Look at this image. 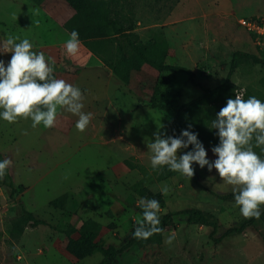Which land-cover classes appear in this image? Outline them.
<instances>
[{"label": "rangeland", "instance_id": "374dc122", "mask_svg": "<svg viewBox=\"0 0 264 264\" xmlns=\"http://www.w3.org/2000/svg\"><path fill=\"white\" fill-rule=\"evenodd\" d=\"M130 2L140 41L158 38L166 42L168 57L165 63L187 69L194 75L193 84L184 73L172 70L158 72L149 66L143 67L136 75L135 83L129 86L116 77L107 86L106 77L101 72L87 74L92 77L86 82L83 79L85 83L81 86L85 89L81 88V91L85 96L84 101L96 111L107 109L113 100L117 109H121L122 105L124 113H121L120 120L114 115L115 119H112L111 114L110 127L104 128L102 139L93 138L90 142L89 132L79 133L76 129L72 130L69 142L64 136H55L57 148L52 156L49 151L54 150L50 148L53 136L49 129L37 139L33 135L29 139L17 140L13 131L6 128V133L2 132L1 148L11 141L10 149L14 145L22 152L28 151L30 144L41 149L32 151L30 160H24L34 166L35 176L40 171L46 173L33 190L22 196L24 207L46 220L56 214L54 209L47 206L48 201L65 193L75 194L76 198L70 203L64 200L63 205L66 206L68 202L69 208H63L62 217L55 226H37L34 230L25 227L19 233L13 231V227L18 224L17 216L24 208L20 200L12 203L14 199L10 200L5 190L6 195L0 196V264H98L102 259L98 252L84 258L73 256L67 249L64 233L73 230L72 238L81 235L103 248H123L131 224L139 218L135 207L140 198L133 192L137 178L143 186L153 191L161 193L164 186L170 189L167 195L163 194L165 207L159 215L198 209L214 227L189 225L185 215H176L173 217L174 227L163 232L161 244L125 249L115 264H264V207L259 219L243 218L235 201L223 198L233 193L229 186L223 184L215 169L195 175L191 180L178 173L163 181L159 179L162 169L153 170L150 166L151 154L145 149L144 142L141 143L142 152L126 153V161L134 166L140 164L143 170L133 173L126 166L119 178L108 177L110 170L118 165L121 153L120 150L116 154L109 153V149L124 147L116 136L121 132L124 135L125 130L128 132L130 126L125 128V123L140 131L149 142L154 141L153 133L157 127L169 135L167 126L174 110L199 96L204 89H213L222 84L235 53L239 55L231 81L242 94L247 90H260L264 79V62L257 63L252 57L262 60V54L255 49L248 33L238 27V19L223 20L226 22L221 26L217 24L222 17H214L215 13L211 12L215 8V0ZM70 16L62 0H44L41 4L31 0H0V41L8 35L27 38L33 44V49L42 50L48 55L50 51H58L59 48L53 45L66 36V31L58 26ZM218 26L220 29H217ZM10 58L11 53L0 55L5 64ZM106 89L110 101L107 100ZM129 94L136 95L142 108L130 117L125 115V111L135 99ZM148 100H156L167 109H152ZM111 112L117 113L114 109ZM13 140L15 144H12ZM106 140H110L108 146ZM205 149L207 158L215 160L212 150ZM184 151L180 150L178 155ZM24 161H18L13 167L17 183L18 176L23 173ZM56 161L60 164L53 168ZM34 175L32 173L29 178L33 179ZM244 224L247 225L240 233L223 236L228 229H238ZM173 234L175 239L170 245L166 244L167 237Z\"/></svg>", "mask_w": 264, "mask_h": 264}, {"label": "clouds", "instance_id": "9594fccd", "mask_svg": "<svg viewBox=\"0 0 264 264\" xmlns=\"http://www.w3.org/2000/svg\"><path fill=\"white\" fill-rule=\"evenodd\" d=\"M80 43L78 32L72 31L64 45L65 54L75 57ZM8 53L11 58L7 64L0 59V119L9 124L30 119L33 129L40 125L51 129L56 127L58 115L63 111L77 116L75 129L85 132L93 114L83 111L85 96L79 87L54 77V61L46 58L44 51H34L30 40L19 36L8 35L0 41V55ZM211 129L217 130L219 138L218 145L212 147L216 157L213 161L207 158L198 133L182 130L178 137L169 136L157 127L154 141L147 144L151 168L167 167L189 180L195 175L194 164L201 169L207 166L209 172L215 169L223 184L231 188L242 217L259 219L264 207V158L254 148L264 153V101L235 94L216 114ZM190 145L192 150L178 155ZM11 166V159L0 161V180ZM169 191L167 186L161 189L164 195ZM137 206L142 209V216L136 220L133 238L147 240L161 233L159 201L142 198ZM174 239L175 235H170L165 243L170 245Z\"/></svg>", "mask_w": 264, "mask_h": 264}, {"label": "trees", "instance_id": "16d2710c", "mask_svg": "<svg viewBox=\"0 0 264 264\" xmlns=\"http://www.w3.org/2000/svg\"><path fill=\"white\" fill-rule=\"evenodd\" d=\"M35 4H41L44 0H31ZM73 11V14L63 24V29L70 35L72 31L79 34L81 44L101 63L107 67L121 83L129 85L143 67H151L158 72L161 71H176L184 73L188 76L189 81L193 84L194 75L187 69L166 64L168 50L166 42L158 38H151L146 42H141L137 34L136 24L132 4L130 0H62ZM239 54H234L228 75L225 81L213 89H204L196 98L184 103L174 110V115L167 126L169 136L178 137L182 130H190L198 133V139L204 147L212 150V147L218 145L219 138L216 135L217 130L211 129L212 120L215 119L219 110L226 105L228 98H235V94L239 92V87L231 81V76L237 68V57ZM257 63H263L262 60L252 56ZM264 64V63H263ZM55 77V75H54ZM264 79L261 82L260 90H247L242 96L247 99L251 96L264 101ZM154 98V94L152 96ZM150 100H148L149 102ZM155 101V102H154ZM152 109L165 110L161 104L152 100L149 103ZM189 126H191L189 128ZM192 150L190 145L188 149L182 153ZM258 155L264 158V153H261L259 148H254ZM181 154V155H182ZM4 160L0 155V161ZM126 166L130 169H137L138 166H133L125 161ZM199 165L194 164L196 169ZM177 172L169 171L167 167L162 169V175L159 179L163 180L174 175ZM195 176V175H194ZM2 186L10 200H13L22 191L21 186H15L9 172L3 180H0ZM133 192L140 198L156 199L160 203V210L165 207L163 195L160 192L153 191L137 182L133 185ZM226 200H234L233 194H228L223 197ZM65 197H61L51 203L52 206L64 208ZM66 202V200H65ZM135 210L139 216H142V209L138 206ZM186 216V222L189 225H200L206 227H214L213 223L209 222L207 217L198 209H189L182 213ZM180 214L168 213L160 217V224L163 229L161 233L154 234L147 240H137L133 238V232L137 227L136 223H132L130 227L129 237L126 245L123 248L115 249L112 246L103 248L101 245L91 242L87 237L79 236L72 238L75 231H66L64 234L67 238V249L75 257L84 258L90 256L94 252L100 253L102 256L98 264H115L117 258L125 249L131 247H142L149 244H161L162 234L167 228L174 227L173 217ZM250 220L248 224L251 222ZM17 223L13 227V231L21 232V228L37 226H48L42 220L35 219L32 214L23 209V212L17 216ZM21 225V226H20ZM247 224H244L238 229H228L223 236L230 233H240ZM219 241V239L217 240Z\"/></svg>", "mask_w": 264, "mask_h": 264}, {"label": "crops", "instance_id": "0c3cea01", "mask_svg": "<svg viewBox=\"0 0 264 264\" xmlns=\"http://www.w3.org/2000/svg\"><path fill=\"white\" fill-rule=\"evenodd\" d=\"M66 7H67L70 15H72L73 11L69 8V6L66 5ZM211 12L215 13L214 17H222L219 21L217 20V24L221 26L223 24V22H226L223 20H230L232 18L240 19V18H248V17H258V16L264 15V0H215V8ZM47 15L49 16V14H47ZM65 21L60 23L59 24L60 26H58V27H60L61 30L63 29V24L65 23ZM220 26H218L217 29H220ZM69 38H70V35L66 32V36H63L62 40L59 41V43L53 45L54 47L59 48L58 51H50L48 55L45 53L46 58L50 57L51 60L54 61L55 78L63 79L65 81H67L68 83L79 87L80 89L81 88L85 89L81 85H83V83H85L87 80H89L92 77V76H88L87 74L101 72L102 76L106 77V81H107L106 85L110 86L112 81H115L113 78L114 76H113L112 72L107 67H105L101 63V61H99L95 56H93L81 43H80L79 53L75 57H68L65 54L64 45H65V42ZM33 50H35V49H33ZM35 51H37V50H35ZM83 79L85 80V82H83ZM136 80L137 79L134 78V80H132L131 83L134 84ZM131 83L129 85H131ZM120 85H122V84H120ZM129 95L135 99V102L131 106H129L128 109H126V111H125V115H128V117H130L133 113L137 112L138 110H140V109L142 110L141 102L137 101L136 95H134V94H129ZM106 97H107V100L110 101L108 89H106ZM83 103H84L83 111L85 113L91 112L93 114V118L91 120V123L88 126L87 130L85 131V132H89V134H90V142H92L93 138L94 139L104 138V136H102L101 133L103 132L105 127L106 128L110 127V121L109 120H111V114H112V119H115L114 116H116V118L118 117L120 120L121 113H124V111L122 110V105H121V109H117L116 102H114L113 100H112V102L110 101V103H109L110 106L108 105L109 107L107 109H104V110L103 109H97L96 111L93 110L91 106H89L90 104L86 103L85 101H83ZM113 109L117 113H112L111 111H113ZM77 119H78L77 116H74L70 113L63 112V111L60 112V114L58 115V118H57L56 127L49 129L51 136H53L51 138L52 142H51L50 148L54 149V150L49 151L50 156H52L55 153V149L57 148V145H56L57 142L54 139L55 136H57L58 138L60 136H64L65 139L69 142L71 132H72V130L75 129V123H76ZM31 123L32 122L30 119L29 120H20L18 123H13V124H9L8 122L4 121L3 119H0V155L2 156L3 159L7 158V159L12 160V166L8 169L9 175L11 176V179H12L15 186H21L22 187L21 193L19 195H17L14 198V200L11 202L12 203H14V202L18 203V201L20 200L21 201L20 203L23 205L24 210L27 211L28 213H30V212L27 210L26 207H24V204L21 200L22 196L24 195V193H27L28 191L33 190L35 185H37L41 180H43L45 178L46 173L44 171H40L39 175L35 176L34 175V166H31L30 163H28L27 161H24V160H25V158L27 160H30L31 159L30 156H31V154H33L32 151H41V149L37 148L36 146H33L32 144H30V146H29L30 149L28 151L22 152V149L18 148L17 146H14V145H11V149H10V148H8V146L11 143V141H8L7 145L4 146L3 148H1V146L3 145L2 132L6 133V131H5L6 128H9L11 131H13V134L16 136L17 140L29 139L33 135H34L35 139H37L40 136V134L43 135L46 133V129L43 127V125H40L37 128L33 129L31 127ZM105 124H107V126ZM128 125L130 126V129L128 130L127 133H126L127 130H125L124 135H123V132H121L120 135L116 136L117 140L122 141V143L124 144V147H122V148L118 147L117 150H112V151H111V149H109L107 147V150L109 149V153L113 152L114 154H116L118 150H120V152H121L118 165H116L115 167H113L110 170V174L108 175V177H110V175H111L112 178H114V177L119 178L120 174H124V172L126 170L125 161H126V153L127 152H131V151L142 152L143 149L141 150V148H143V147H141L142 146L141 143H144V142H145L144 146H146L145 149L148 150L147 143L149 141H147V139H145V136L141 135L140 131H137V130L135 131L134 128H131V125L129 123H125V128L129 127ZM35 130H40L41 132L35 133L34 132ZM25 133H27V134H25ZM143 139H145V140L143 141ZM113 140H115V139H113ZM12 142H14L12 144H15L14 140ZM108 142H110V140L105 141L107 146L109 145ZM149 143H151V142H149ZM147 152H149V151H147ZM18 161H24L23 165H25V166H22L23 173L20 176H18L19 183H17L15 181V176H14L15 173H13V170H14L13 167L14 168L16 167ZM54 163L55 164H54L53 168L58 167L60 164L58 161H56ZM138 167H139L140 171L143 170L142 167L140 166V164H138ZM204 169L205 170H203V169L200 170V167L198 166L196 169L195 175L199 176L201 173L202 174L208 173L207 166ZM131 171L134 173V172H137V169H133ZM204 171H207V172H204ZM32 173L35 176V177H33V179H32V177L29 178L30 175H32ZM164 180L165 179H163V181ZM110 181L113 182V179H110ZM139 181H140V179L137 178V180L135 182H139ZM5 195H6L5 189L2 186H0V196L4 197ZM93 195L96 196L98 194H93ZM93 195H91V197ZM61 197H65V200L70 203V201L72 202V200H74L76 198V195L72 194V193H65V194L59 196L58 198L50 200L47 202L48 203L47 206L49 208H52L55 210L54 211L56 213L54 215L55 217L51 216V218L48 217V219L45 220V219H41V218L35 216L32 213H30V214H32V216L37 220H42L49 225L55 226L60 221V219L62 217V213H61L62 210L60 208L52 206L51 203L53 201L61 198ZM68 202H67V205L64 206V208L67 210L69 208ZM31 230H32V228H31ZM33 230H34V228H33Z\"/></svg>", "mask_w": 264, "mask_h": 264}, {"label": "built area", "instance_id": "2783aa9c", "mask_svg": "<svg viewBox=\"0 0 264 264\" xmlns=\"http://www.w3.org/2000/svg\"><path fill=\"white\" fill-rule=\"evenodd\" d=\"M237 25L248 33L255 49L262 54V60L264 62V15L240 18L237 21ZM236 94L242 95V92L239 91Z\"/></svg>", "mask_w": 264, "mask_h": 264}]
</instances>
